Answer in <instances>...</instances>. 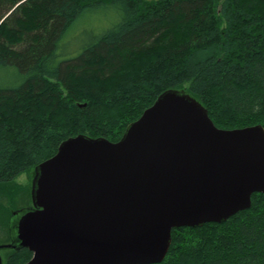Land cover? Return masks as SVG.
Returning a JSON list of instances; mask_svg holds the SVG:
<instances>
[{
  "label": "trees",
  "instance_id": "1",
  "mask_svg": "<svg viewBox=\"0 0 264 264\" xmlns=\"http://www.w3.org/2000/svg\"><path fill=\"white\" fill-rule=\"evenodd\" d=\"M169 88L221 128L264 126V0H0V230L31 196L19 175L71 136L119 140ZM151 264H264V192L224 222L174 228Z\"/></svg>",
  "mask_w": 264,
  "mask_h": 264
},
{
  "label": "water",
  "instance_id": "2",
  "mask_svg": "<svg viewBox=\"0 0 264 264\" xmlns=\"http://www.w3.org/2000/svg\"><path fill=\"white\" fill-rule=\"evenodd\" d=\"M32 178L4 245L29 248L26 264L157 263L174 228L224 222L264 192V126L221 128L169 88L119 140L71 136Z\"/></svg>",
  "mask_w": 264,
  "mask_h": 264
},
{
  "label": "rangeland",
  "instance_id": "3",
  "mask_svg": "<svg viewBox=\"0 0 264 264\" xmlns=\"http://www.w3.org/2000/svg\"><path fill=\"white\" fill-rule=\"evenodd\" d=\"M89 24V21L86 17H83L82 20L80 21L79 25L77 27H80L81 26L83 27V29L85 27H89L90 25ZM32 173H29V172H23L21 175H19L17 178H16V183L17 184H23V186H25L27 183H31L32 184ZM25 204H23L22 206L20 205L19 207H17L15 210H19L20 208H24V207H29L33 204V200H32V197L30 196V194H28L26 197H25ZM21 201H24V200H21ZM21 201H18L17 203L21 202ZM16 203V202H15ZM16 203V204H17ZM18 206V204H17ZM8 230H3L1 231L0 230V255L1 257L6 258V252L9 250L8 247L4 246V245H7L9 243L12 242V239L14 238V236L10 233L7 232Z\"/></svg>",
  "mask_w": 264,
  "mask_h": 264
}]
</instances>
